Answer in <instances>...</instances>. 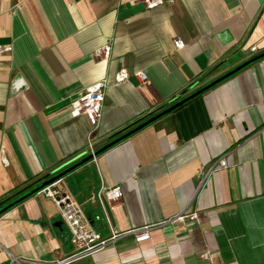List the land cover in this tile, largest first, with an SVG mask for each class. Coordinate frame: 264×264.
I'll use <instances>...</instances> for the list:
<instances>
[{
  "label": "crops",
  "instance_id": "1",
  "mask_svg": "<svg viewBox=\"0 0 264 264\" xmlns=\"http://www.w3.org/2000/svg\"><path fill=\"white\" fill-rule=\"evenodd\" d=\"M164 1L146 9L141 0H0L8 49L0 55L1 206L81 161L88 138L97 152L264 53V0ZM106 43L109 58H97ZM121 68L130 79L115 84ZM138 71L144 83L132 76ZM103 79L92 132L70 110ZM222 155L227 168L196 193L195 174ZM113 186L121 198L112 209L89 201ZM58 188L102 237L157 225L148 241L128 237L65 264H206L204 253L213 264H264V58L101 152ZM183 211H195V221L171 220ZM72 253L50 199L34 194L0 215V264H53Z\"/></svg>",
  "mask_w": 264,
  "mask_h": 264
},
{
  "label": "built area",
  "instance_id": "2",
  "mask_svg": "<svg viewBox=\"0 0 264 264\" xmlns=\"http://www.w3.org/2000/svg\"><path fill=\"white\" fill-rule=\"evenodd\" d=\"M141 2L146 9H154L160 5H163L167 1L141 0ZM173 44L175 49L178 50L184 47V43L180 39H175L173 41ZM7 50V48L0 46V55L5 53ZM252 50L254 51L255 49L253 48ZM110 52L111 47L108 43H106L100 48L96 49L94 55L97 58L107 60L110 56ZM132 76L141 83H144L146 81V75L144 72L138 71L133 73ZM129 79V72L126 69L121 68L114 77V83L119 84L123 82H128ZM106 88L107 82L104 79L93 83L85 89L84 93L72 105V108L70 110L71 117H78L82 114L85 115L92 128V132L96 130L101 117L104 92ZM85 148V154L91 157L90 161L92 163H95L96 149L94 146L93 137L88 138L87 145ZM227 166L228 164L226 156L222 155L216 160H214L206 169L197 172L195 174V178L197 180L196 193H198L202 189L210 175L220 170L226 169ZM61 181L62 180H58L52 184L43 187L38 192H36L37 195H41L45 198H48L54 203V205L59 211V214L65 226L68 228L70 233V243L73 246L72 255L62 261H58L53 264H65L71 260L88 256L128 237L132 238L135 243H142L148 241L150 238V231L157 226L148 225L136 229H131L128 231H117L112 228H109L108 236L102 237L99 233L92 230L89 222L84 218L79 205L73 202L70 199L69 195H67L65 192H62L58 188V185ZM120 198L121 189L119 186H113L109 188L102 187L97 194L92 195L90 197L89 201L98 204L103 211V200L110 207V209H112L114 204L117 203ZM104 217L107 221L105 214ZM195 219V211L189 213L183 211L171 220H186L189 222H193L195 221ZM201 257L207 262L206 264H213L212 256L210 253H204L203 255H201Z\"/></svg>",
  "mask_w": 264,
  "mask_h": 264
},
{
  "label": "water",
  "instance_id": "3",
  "mask_svg": "<svg viewBox=\"0 0 264 264\" xmlns=\"http://www.w3.org/2000/svg\"><path fill=\"white\" fill-rule=\"evenodd\" d=\"M264 58V53L253 57L252 59L246 61L245 63L241 64L240 66L236 67L235 69H233L232 71H229L228 73L222 75L221 77L215 79L214 81L210 82L209 84H207L206 86L198 89L197 91H195L194 93H192L191 95L175 102L174 104L170 105L169 107H167L166 109H164L163 111L159 112L158 114L154 115L153 117H151L150 119H148L147 121L141 123L140 125L136 126L135 128L131 129L130 131L124 133L123 135L117 137L116 139L112 140L110 143H108L107 145H105L104 147H102L101 149H99L96 152V156L98 154H100L101 152L107 150L108 148L112 147L113 145L117 144L118 142H120L121 140L129 137L130 135H132L133 133H135L136 131L140 130L141 128L155 122L156 120H158L159 118L163 117L166 114H169L173 111H175L177 108H179L180 106L184 105L185 103H187L188 101L194 99L195 97L199 96L200 94H202L203 92H205L206 90H208L209 88H211L212 86L216 85L217 83L221 82L222 80L228 78L229 76L235 74L236 72H238L239 70H241L242 68L246 67L247 65L256 62L260 59ZM91 157L90 156H86L84 157L81 161H79L78 163L68 167L67 169L59 172L58 174H56L55 176L51 177L50 179H48L47 181H45L44 183H42L36 190L32 191L30 195L32 194H36V192H38L40 189H42L43 187L52 184L58 180H62L63 178H65L66 176H68L69 174H72L73 172H75L78 168L86 165L88 162H90ZM82 179V175L80 174H75L73 175V180L75 181V183L78 184V180ZM28 196V195H27ZM25 197H22L20 199H18L16 202L22 200ZM11 205H6L5 207H3L2 209H0V215L2 213H4Z\"/></svg>",
  "mask_w": 264,
  "mask_h": 264
},
{
  "label": "trees",
  "instance_id": "4",
  "mask_svg": "<svg viewBox=\"0 0 264 264\" xmlns=\"http://www.w3.org/2000/svg\"><path fill=\"white\" fill-rule=\"evenodd\" d=\"M197 97H198V96H197ZM197 97H195V98H197ZM195 98H194V99H195ZM192 100H193V99H192ZM190 101H191V100H190ZM190 101H188V102H190ZM171 102H172L171 104H174V103L176 102V98L172 99ZM173 102H174V103H173ZM188 102H187V103H188ZM187 103H185V104H187ZM185 104H184V105H185ZM184 105H182V106H184ZM182 106H180V107H182ZM180 107H179V108H180ZM177 109H178V108H177ZM177 109H176V110H177ZM140 122H142V121H140ZM32 195H34V194H32ZM32 195H30V196H32ZM30 196H29V195H28V196H25V198H23L22 200H20V201H18V202H16L17 200L14 201V202H12V201L9 200L8 203H7V205L10 204L11 206H10L8 209H10L11 207L15 206L16 204L22 202L23 200H25L26 198H28V197H30ZM3 207H4V206H1V205H0V209H2ZM8 209H7V210H8ZM7 210H6V211H7ZM2 214H3V213H2Z\"/></svg>",
  "mask_w": 264,
  "mask_h": 264
}]
</instances>
